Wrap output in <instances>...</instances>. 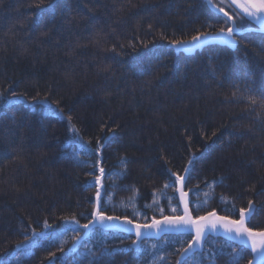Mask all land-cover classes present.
<instances>
[{
    "label": "trees",
    "instance_id": "1",
    "mask_svg": "<svg viewBox=\"0 0 264 264\" xmlns=\"http://www.w3.org/2000/svg\"><path fill=\"white\" fill-rule=\"evenodd\" d=\"M31 3L0 0V92L5 97L0 100V261L152 264L159 255L164 259L157 264H176L179 245L171 235L141 241L149 249L143 257L130 234L97 227L81 240L85 229L80 226L91 219L92 185L100 167L105 170L101 183L108 215L149 222L153 216L160 218L158 210L147 207L155 203L171 214L168 197L174 189L164 188L174 179L169 170L182 173L190 167L186 189L198 185L201 207L194 216L215 209L238 218L239 209L251 199L257 211L249 226L264 229V125L254 122L246 101L232 97L233 84L243 85L249 74L253 87L264 83V33L238 36L235 50L210 45L193 55L176 54L161 32L171 39H190L206 21L218 26L221 15L203 0H132L135 7L127 0H57L54 11L45 4L39 29H33L37 9ZM122 5L125 11H117ZM44 30L46 37L40 35ZM97 32L107 39L100 46L88 44ZM129 41L137 51L127 47ZM116 42L126 46L119 56L108 50ZM138 62L150 65L148 71L137 70ZM101 64H111L112 72L98 73ZM68 72L71 78H66ZM49 89V100H60L58 107L71 112L83 135V150L72 144L66 119L43 111L31 99ZM12 91L26 95L17 99ZM97 136L110 138L99 153ZM122 157L128 162L126 171ZM221 178L222 183L213 184ZM252 184L255 191L249 190ZM73 216L79 225L71 221ZM45 220L51 228H44ZM22 226L28 235L34 228L49 237H34V243L18 248ZM72 229L79 232V242ZM153 243L159 252L151 249ZM240 247L210 236V251L190 264H227L232 249ZM105 248L113 254L95 258L88 251ZM240 255L239 264L252 258L247 248Z\"/></svg>",
    "mask_w": 264,
    "mask_h": 264
},
{
    "label": "snow or ice",
    "instance_id": "2",
    "mask_svg": "<svg viewBox=\"0 0 264 264\" xmlns=\"http://www.w3.org/2000/svg\"><path fill=\"white\" fill-rule=\"evenodd\" d=\"M57 0H32L29 7H35L37 9V19L33 22V29H39L41 27V21L43 20V13L45 11V4L47 9L55 10ZM204 4L211 10L222 13L223 15L218 18L217 24L207 22L202 26L203 30L197 29L196 34L192 35L190 39L185 38H175L171 39L166 36L163 32L160 34L161 39L169 40V43L174 47L181 48H198L204 46L208 41H219L224 46L235 47L236 38L242 35L244 32L252 31L251 25H258L257 31H264V0H227L228 11L225 10V0H203ZM128 5L135 7L132 4V0H127ZM117 11L124 12V6L122 5ZM31 21V17H29ZM148 29L152 30L153 25L149 24ZM15 34H13L14 36ZM40 35L42 37L48 36V31H41ZM107 37L100 32H97L94 36L90 38L88 44L95 46H100L101 42L106 40ZM83 46H87L83 45ZM126 46L123 43H113L111 49L113 53L117 56L123 54V50ZM127 47L131 48L133 52L137 51L138 46L129 41ZM142 47L146 48L147 44L142 43ZM120 49V52H117ZM264 53V48L261 49ZM116 57H113L115 59ZM264 58V57H262ZM150 65H145L142 62H138L136 65L137 70L141 72H147ZM98 73H110L112 72L111 64H101L97 66ZM212 71L215 72V66H212ZM66 78H71L72 74L70 72L65 74ZM255 80L249 78L244 82L243 85L233 84L234 91L232 97L235 100H243L247 102V108L251 113H254V122L264 125V83L259 87H253ZM243 88V91H242ZM247 93V94H245ZM52 94V90L49 89L48 92L44 93L42 96L38 92L36 96L31 97L33 101L40 103L43 111L55 115L59 119H66L69 126V131L72 133V144H80V150H83L85 145L81 143L83 141V135L80 129L77 127L76 123L73 122V116L71 112L65 114L64 109L58 107L60 100L54 102L49 100V96ZM13 97L19 99L21 95H26L25 93H17L15 91L11 92ZM4 93L0 92V100H3ZM53 103L57 107H53ZM104 125L101 126V131H103ZM111 130V129H110ZM251 131V128L249 129ZM216 133L213 132L212 135ZM88 143H91L89 141ZM106 143H110V138L105 136L101 138L96 137V149L95 152L99 153ZM76 156V153H73ZM78 158V157H77ZM126 158H121L122 171L127 169ZM188 164H192V159H189ZM95 167V165H93ZM190 167H185L181 172H172L169 170L170 177L174 179H169V182L165 183L164 188H173L174 195L168 197V202L170 206L171 214H165V209L161 207L158 203L147 205L148 208H152L154 211L158 210L160 218L153 216L150 222H138L134 218H129L125 215L123 218L120 216H108L105 215L104 211V199L102 196L101 189L103 185L101 183L102 177L104 176L105 170L103 167L99 168L100 175L94 176V185L96 186L95 200L93 203V210L90 213L91 219L88 223L80 226L83 229H88L92 224H103L105 221H112L113 225L110 229L120 233H134L135 239L131 241V244L135 246L136 251L143 257L145 253L149 252V249L141 247L139 242L152 238L154 236H159L161 234L171 235L176 238V243L179 247L176 249L178 254V259L176 264H190V261L195 257H203L206 255L210 249L207 248L208 238L213 235L214 232L223 230L226 234L227 240L236 241L241 247L239 251L233 248L231 253H229L230 261L227 264H239V259L241 253L244 252L245 248L250 246L251 252L255 254V259L258 264H264V229L255 230L250 227V221L252 215L257 211L256 205L253 200L249 199L246 207H241L238 212V218L233 215H218L215 209L207 211L205 215H193V212H199L201 210L200 204L197 203L198 200V185L197 189L186 190L187 183L191 179ZM92 175V173H89ZM223 182V178L219 181H213V184H219ZM209 188L212 185H208ZM250 191H255V184L250 185ZM190 192L193 194L192 199L189 198ZM259 193H257L258 195ZM104 195H107L105 192ZM206 197L209 193H204ZM110 200L111 197H108ZM175 200L174 206H172V201ZM221 200L224 201L225 198L222 196ZM207 203V200L204 201ZM231 210L235 212V203L231 204ZM134 215H139L135 213ZM147 216L145 215V221H147ZM71 221L79 225V221L75 216L71 218ZM44 228L49 229L51 225L48 224L47 220L44 221ZM22 231L24 238L16 246L19 248L21 244L24 243H34V237L43 236L45 239L49 237V233L46 231L38 233L34 228L31 230V235H28V230L23 228ZM76 235L73 237L75 242H79L80 234L77 229H72ZM185 237H188L185 246ZM164 243H168L167 240ZM231 247V245H228ZM87 248V245H85ZM151 249L157 250L159 252L158 245L153 243ZM63 251V249H60ZM91 255L95 258H102L104 255L111 256L112 251H108L106 248L101 252H92L88 249ZM52 257L55 258V253H50ZM164 257L157 255L152 264H157L158 261H162ZM0 264H8L5 259L0 261ZM50 264H54V260L50 261ZM249 264H252L249 261Z\"/></svg>",
    "mask_w": 264,
    "mask_h": 264
},
{
    "label": "water",
    "instance_id": "3",
    "mask_svg": "<svg viewBox=\"0 0 264 264\" xmlns=\"http://www.w3.org/2000/svg\"><path fill=\"white\" fill-rule=\"evenodd\" d=\"M226 10V9H225ZM213 11V10H212ZM227 11V10H226ZM215 12V11H214ZM215 13H217V14H219V15H223L222 13H218V12H215ZM252 27V31H255V32H263L264 33V31H257L256 30V28L258 27V25H255V26H251ZM249 32H251V31H249ZM244 33H246V32H244ZM243 33V34H244ZM236 41H237V43H236V46L235 47H229L230 49H232V50H235L236 48H237V46H238V40H237V38H236ZM209 45H221V46H224L221 42H219V41H208V42H206L205 44H204V46H202V47H198V48H181V47H174V46H172L171 44L169 45V47L170 48H173V49H175L176 50V52L179 54V53H185V54H187V55H193V54H195L197 51H200V50H202L203 48H205V47H207V46H209ZM227 47V46H226ZM103 185V184H102ZM101 191H103V188L101 189ZM189 198H190V194H189ZM217 214L218 215H223V214H220V213H218L217 212ZM105 215H108V214H106L105 213ZM205 215V214H204ZM108 216H116V215H108ZM121 218H123V217H121ZM159 219V218H158ZM150 222V221H149ZM84 225V224H83ZM111 225H113V222L112 221H105L102 225L101 224H92V225H90L89 226V228L88 229H86L85 230V232H84V234L82 235V237H81V240H83V239H85L89 234H90V232H91V230L93 229V228H97V227H100V228H103V229H105V230H107V231H115L114 230V228L113 229H110V226ZM82 226V225H81ZM82 228V227H81ZM126 234H128V233H126ZM130 235H133L134 237H135V235H134V233H132V234H130ZM164 236V234H161V235H159V236H154V237H152V238H149V239H160V238H162ZM211 236H216V237H222V238H224V239H226V234L223 232V230H220V231H218V232H214L213 233V235H211ZM229 241H232V240H229ZM233 243H236V244H238L236 241H232ZM140 243V242H139ZM135 247V246H134ZM246 248H248L250 251H251V248H250V246H248V247H246ZM252 253V252H251ZM251 262H252V264H258V261L255 259V254H253L252 253V259L250 260Z\"/></svg>",
    "mask_w": 264,
    "mask_h": 264
},
{
    "label": "bare ground",
    "instance_id": "4",
    "mask_svg": "<svg viewBox=\"0 0 264 264\" xmlns=\"http://www.w3.org/2000/svg\"><path fill=\"white\" fill-rule=\"evenodd\" d=\"M174 50H175V49H174ZM175 53L178 54V53L176 52V50H175ZM179 54H180V53H179ZM184 54H185V53H184ZM186 55H187V54H186Z\"/></svg>",
    "mask_w": 264,
    "mask_h": 264
},
{
    "label": "rangeland",
    "instance_id": "5",
    "mask_svg": "<svg viewBox=\"0 0 264 264\" xmlns=\"http://www.w3.org/2000/svg\"><path fill=\"white\" fill-rule=\"evenodd\" d=\"M227 4V2L225 1V5Z\"/></svg>",
    "mask_w": 264,
    "mask_h": 264
}]
</instances>
